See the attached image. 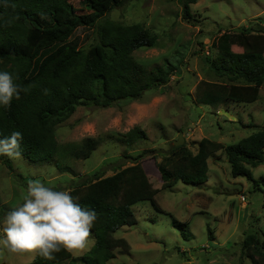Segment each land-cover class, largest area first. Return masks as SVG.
<instances>
[{"label":"trees","instance_id":"1","mask_svg":"<svg viewBox=\"0 0 264 264\" xmlns=\"http://www.w3.org/2000/svg\"><path fill=\"white\" fill-rule=\"evenodd\" d=\"M126 1L78 0V7L71 0H0V71L12 73L21 87L36 85L28 93L21 92L20 99L14 98L10 107L0 105V138L21 132L20 151L28 161L50 162L60 171L77 175L61 159L88 157L99 137L88 135L80 142L59 146L55 126L79 104L105 107L135 99L145 90L165 84L174 73L177 66L169 61L147 68L133 56L134 49L156 44L157 34L151 29L139 22L122 23L107 17L99 20L105 12ZM179 2L182 18L194 24L198 22L190 9L196 0ZM84 8L91 10L86 20L80 12ZM82 23L92 26L96 38L87 47H77L70 39L75 27ZM233 44L241 50H234ZM212 46L215 55L204 56L209 69L218 76L240 82L200 79L195 100L212 105L226 100L254 101L259 86L264 84V32L256 31L250 24L239 25L235 31L221 32L213 39ZM144 137L145 130L134 124L120 134L119 140L130 145ZM194 143L195 150L187 142H171L166 151L158 154L156 166L162 188L178 180L204 183L208 178V157L223 150L231 175L249 179L251 189L262 192L264 208V189L259 184L264 183V176L254 178L251 170L264 160V125L232 143L224 144L206 136ZM147 151L123 154L133 159L131 164L118 166L110 174L96 169L81 179L73 178L67 186L66 190L81 205L97 213L92 228L93 247L77 255L62 249L54 254L53 260L34 253L28 264H61L65 260L68 264H105L116 250L128 251L127 239L114 232L122 225L136 222L132 204L149 199L164 211L154 200L148 175L139 160ZM2 161L8 168L12 167L8 157ZM12 208L1 204V212ZM168 214L183 236L192 235L188 221ZM259 233L246 232L241 241V251L250 264H264V232ZM210 234L208 230L211 238Z\"/></svg>","mask_w":264,"mask_h":264},{"label":"rangeland","instance_id":"2","mask_svg":"<svg viewBox=\"0 0 264 264\" xmlns=\"http://www.w3.org/2000/svg\"><path fill=\"white\" fill-rule=\"evenodd\" d=\"M71 1L80 7L78 0ZM190 9L199 20L195 24L182 18L179 0H127L99 18L139 22L148 27L157 34L156 44L134 49L135 59L147 68L165 61L177 67L165 84L145 90L138 98L105 107L79 104L55 126L59 146L80 142L88 135L99 137L88 157L61 159L78 176L58 170L50 162H30L22 155L8 157L12 165L8 168L2 161L7 156L0 155V224L8 212H1V204L14 208L23 203L29 181L39 179L47 186L65 190L73 178L81 179L96 169L110 174L118 166L132 163L133 159L123 154L135 155L148 149L139 160L154 200L164 211L149 199L133 203L136 222L114 232L127 239L129 250H116L105 264H250L241 251V241L246 232H264L262 192L252 190L245 176L231 175L223 150L208 157V178L202 184L178 180L162 188L156 163L158 154L166 151L179 134L195 150L194 142L202 136L227 144L264 125V84L251 102L202 104L194 96L200 79L240 82L215 74L204 56L215 55L213 39L225 30L235 31L239 25L250 24L264 32V0H196ZM80 12L86 20L91 10ZM70 39L77 47H87L96 40L88 23L76 26ZM232 48L241 50L237 44ZM134 124L145 130L146 137L126 145L119 136ZM251 170L254 178L264 176V160ZM259 184L264 189V183ZM168 212L188 221L192 235L183 236L172 225ZM33 256L0 250V264H28ZM61 264H68L67 260Z\"/></svg>","mask_w":264,"mask_h":264},{"label":"clouds","instance_id":"3","mask_svg":"<svg viewBox=\"0 0 264 264\" xmlns=\"http://www.w3.org/2000/svg\"><path fill=\"white\" fill-rule=\"evenodd\" d=\"M35 84L21 87L12 73L0 71V105L10 107L20 93H28ZM47 94V89L44 90ZM23 134L14 131L0 138V155L21 156ZM97 213L83 206L69 190H56L39 179L31 180L23 203L12 208L0 224V250L9 253H38L53 260L62 249L73 254L83 253L94 246L92 228Z\"/></svg>","mask_w":264,"mask_h":264},{"label":"water","instance_id":"4","mask_svg":"<svg viewBox=\"0 0 264 264\" xmlns=\"http://www.w3.org/2000/svg\"><path fill=\"white\" fill-rule=\"evenodd\" d=\"M184 142V138L181 134H179V136H177V138L172 140L173 144H181Z\"/></svg>","mask_w":264,"mask_h":264}]
</instances>
